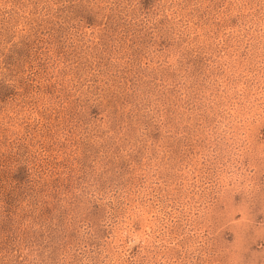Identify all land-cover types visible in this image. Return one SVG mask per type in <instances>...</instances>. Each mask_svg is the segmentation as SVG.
Masks as SVG:
<instances>
[{
	"label": "rangeland",
	"instance_id": "374dc122",
	"mask_svg": "<svg viewBox=\"0 0 264 264\" xmlns=\"http://www.w3.org/2000/svg\"><path fill=\"white\" fill-rule=\"evenodd\" d=\"M0 264H264V0H0Z\"/></svg>",
	"mask_w": 264,
	"mask_h": 264
}]
</instances>
